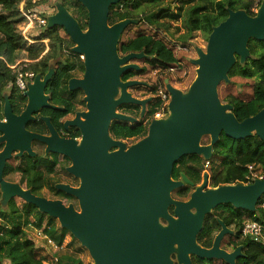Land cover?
Here are the masks:
<instances>
[{
    "label": "water",
    "instance_id": "water-1",
    "mask_svg": "<svg viewBox=\"0 0 264 264\" xmlns=\"http://www.w3.org/2000/svg\"><path fill=\"white\" fill-rule=\"evenodd\" d=\"M74 1L86 11L84 31L59 1L54 2V13L47 17L44 30H62L73 45L70 52L83 56V77L69 79L67 86L69 91H82L86 111L75 113L65 123V127L77 128L80 139H59L49 118H41L49 136L25 129L33 121V114L41 107H49L44 89L55 74L53 65L45 75L37 74L27 84L22 94L27 104L19 116L12 114L10 94H3L0 207L6 209L10 201L20 199L56 220L87 251L90 264H171L168 255L175 245L181 254L196 252L211 257L213 250L205 252L195 244L205 217L225 205L255 214L257 203L264 196V179L205 190L204 175L202 184L181 201L173 199L172 193L183 183H190L185 176L182 181H173L171 173L183 157L209 162L222 135L235 141L255 136L264 144V109L238 121L232 107L222 103L218 95L220 85L230 83L228 74L235 64L244 65L250 59L248 43L264 41V0L253 16L243 10H227V18L212 28L205 48L194 47L196 58L190 59L189 64L196 70L189 87L181 91L165 80L170 96L167 116L151 120L146 136L129 147L110 137L109 125L112 121L136 122L117 113L121 105L140 107L143 118L146 105L152 100L136 99L128 90L146 84L122 81L121 77L128 71H140L141 67L133 62L149 57L143 52L120 55L118 43L129 27L141 22L151 26L155 13L109 25L110 8L128 0ZM204 138H208V144L201 145ZM32 142L44 144L46 155L58 154L71 162L66 171L78 179V187L57 184L55 188L77 201V211L72 204L65 206L62 201L35 196L30 189L4 180L6 162L13 154L17 159L24 155L35 157ZM219 224L222 231L215 244L226 231Z\"/></svg>",
    "mask_w": 264,
    "mask_h": 264
},
{
    "label": "trees",
    "instance_id": "trees-1",
    "mask_svg": "<svg viewBox=\"0 0 264 264\" xmlns=\"http://www.w3.org/2000/svg\"><path fill=\"white\" fill-rule=\"evenodd\" d=\"M20 0H0V93L9 91L11 93L12 106L19 107L22 101V94L15 95L12 90L14 86L15 70L10 67L17 61L24 60L28 64L24 71H32L44 75L50 63L56 62L63 57V50H70L71 43L63 39L57 29H52L40 35L36 41L47 40L48 50L41 43L28 45L18 30V26L24 23L25 19L19 14L18 4ZM66 10L76 19L80 28L86 29L87 15L84 8L74 0H58ZM261 0H128L119 5L111 7L108 16L109 25H113L124 19L144 18L152 13V34L138 32L135 37L126 40L120 39L118 52L120 55L143 52L150 59L146 61L155 68H170L176 65L170 49L156 39L157 32L167 34L169 37L178 35L175 40L186 43L199 33L206 41L213 27L227 18V10H243L253 16ZM250 59L244 65L235 64L228 76L242 79H254L252 86V97L249 101H242L232 95L226 96L224 103L232 107V113L238 121L251 117L264 109V41L251 40L248 43ZM22 63V62H21ZM67 72L56 76L58 84H67L71 71H82L81 65L72 64L67 66ZM128 71L122 77L127 81L141 71ZM223 84V83H222ZM158 102L152 104L148 111L147 118L153 116L158 110ZM147 126L138 122L133 128L116 126L111 132L118 139L136 138L140 140L147 133ZM220 159V169L210 174V186L216 188L223 185H235L246 183V166L256 167L260 175L264 177V144L255 136L244 140L235 141L221 136L220 140L213 147V158ZM18 160L17 165L7 164V173H22L19 184L30 189L32 194L42 197L45 189L55 195L65 194L56 191L49 182L43 179L42 173L34 170V164L25 159ZM44 163V161L42 162ZM205 163V161H204ZM204 163L199 158L183 157L173 167L174 178L184 173L193 184L199 180V172L204 169ZM212 161H209L210 166ZM24 169V170H23ZM189 187L176 191L175 196L179 199L187 197ZM264 196L257 203L255 214H248L247 219L241 218L240 214L229 211L228 224H235L243 228L246 221L255 222L264 227ZM46 216L40 214L35 207L22 202L17 206L10 201L6 209L0 207V264H43V259L36 256L38 249L34 239L26 235L27 225L33 224L40 228ZM47 219L48 231L45 233L58 245L70 246L72 236L59 227L56 230L52 225L53 219ZM211 217L205 221L203 230L208 231L213 227ZM233 222V223H232ZM71 241H70V239ZM74 240V239H73ZM75 241V240H74ZM74 253V252H73ZM79 252L74 253L77 255ZM248 259L250 264H264V242H255L249 239ZM56 264H82V261L73 255H60Z\"/></svg>",
    "mask_w": 264,
    "mask_h": 264
},
{
    "label": "flooded vegetation",
    "instance_id": "flooded-vegetation-1",
    "mask_svg": "<svg viewBox=\"0 0 264 264\" xmlns=\"http://www.w3.org/2000/svg\"><path fill=\"white\" fill-rule=\"evenodd\" d=\"M72 46L73 45H71V47ZM149 59L145 58L142 61L146 62V61H149ZM72 64L76 66L81 65L82 71H78V70L71 71L70 79L71 78H77V79L82 78L84 74L83 62L78 61L73 54L64 55L63 57H60L59 59H57L56 62L50 63L48 65V67L53 65L54 70H55V74L53 75V77L51 78V80L48 82V84L45 86V89H44V96L48 97L47 104L49 105V107H41L38 110V112L32 115L33 121L25 125V129L27 131L31 133L49 136L50 133L47 130L44 122L41 120V118H49L50 124L53 130L56 132L57 137L59 139H72V140L79 141L80 135H79V131L77 130V128L73 126H69V125L65 127V123L67 121H71L74 118L75 113L86 111L85 103L83 101L84 94L82 93L81 90L69 91L67 84L64 87V85L58 84V82L55 79L56 76H60L64 72H67L66 71L68 69L67 66L69 65L70 67ZM150 68L152 69L155 67L151 65ZM142 69L144 70L141 71L139 75L144 74L146 72V69L144 67H141V70ZM166 69L167 68H161V69L159 68L162 75L166 74L167 72ZM78 72H80V74H78ZM74 73L75 75H72ZM165 80H167L171 84V81L169 78H163L160 81V83L158 82L159 84L156 83L152 85V84H148L146 82L141 81L145 83L146 85L135 87L137 89L138 88L142 89L143 92L146 93L143 99L150 98L152 101L146 105L145 112H144L142 119L140 117V114H141L140 107L134 106V105L119 106L116 110L117 113L132 117L136 120V122L133 124H129V123H123V122H118V121H112L109 125V135L113 140L125 143L126 147H129L135 143L136 138L118 139L112 134L111 131L116 126H123V127L126 126L129 128H133L134 126L138 124L139 121L143 122L144 124V121L147 119V116H148L147 115L148 111L150 110L149 109L150 105L156 102L154 98L155 90L158 86L163 85L165 87V84H164ZM12 87H13L12 90L14 91L15 95H17L18 93L23 94V92L22 93L19 92L14 86ZM5 93L10 94L9 100L11 104V93L9 91L0 93V121H4V118L2 116V110L4 106V101L2 99V96ZM132 97L134 96L132 95ZM26 104H27V100L22 96V101L19 107L12 106L11 104L12 114L15 116H19L25 109ZM45 147L46 146L42 143L32 142L31 148L33 152L35 153L34 158H28L26 155H24L22 158L17 159L15 158L13 154L11 160L6 162V165L3 171L4 180L7 182H10L9 174H18L19 181H20V176L22 175V173L5 174V171L7 170V164L12 161L22 160L23 161L22 163H24L25 165L24 160L28 159L31 161V164H34V170L42 173L43 179L45 181L49 182L48 179L52 180L51 181L52 186L54 187L56 191H58L55 188L57 184H65V185H69L70 187H78L79 185L78 179L74 178L73 175L69 174L66 171V169L71 166V162L66 157H63L58 154L48 153L46 155ZM2 148H3V144H0V151L2 150ZM115 150L116 149H111L110 151H115ZM193 158H197V157H193ZM43 161L44 163H42ZM207 168H210V165ZM210 174L211 173L208 170H206V168H204L202 171L199 172V177H200L199 182H197L196 184H193L191 180L189 179V177H186L184 173H181L179 177L174 178L173 170H172L171 179L173 181H182L181 177L185 176V178L190 183V184L183 183L182 187L179 188V189L186 188V187L190 188V191L186 198L184 199L177 198L175 196V193L177 190H175L172 193L173 199L181 200V201L187 200L189 198V195L195 190V188L199 187L202 184L204 175H207V186L205 190L208 188H212L209 182ZM63 178L65 179V182L61 181V179ZM19 181H18V184H19ZM45 196H48V197H45ZM42 197L48 200L62 201L64 205L66 203L65 206L72 204L75 210L76 211L78 210L77 201L71 196L64 197L62 195L60 196L55 195L54 193L49 192L48 190L45 189L44 191H42ZM230 210H233V212H235L234 214H237V213L240 214L242 220L247 219L248 213L246 212L235 210L232 207L227 206V205L219 206L216 209L212 210L205 217V220H204V224H205L206 219L208 217H211L212 218L211 220L213 222V227L208 231H204L202 228V230L199 232V234L195 238V244L200 250L205 251V252L213 250V255L211 257L201 256L197 254L196 252L181 254L179 251H177L178 246L175 245L173 248V251H171L168 255L171 264H250L249 259H248L249 238L243 234V228H240L235 224H228L226 222L228 221L227 216ZM169 213H171L172 215V208H169ZM219 222H221L224 225L226 231L221 235L219 241H217V243L215 244L216 237L219 236L220 232L222 231V228ZM160 223L162 225H165V222L163 221H160ZM204 224H203V227H204ZM90 263H91V260L90 261L88 260L86 263L82 262V264H90Z\"/></svg>",
    "mask_w": 264,
    "mask_h": 264
},
{
    "label": "built area",
    "instance_id": "built-area-1",
    "mask_svg": "<svg viewBox=\"0 0 264 264\" xmlns=\"http://www.w3.org/2000/svg\"><path fill=\"white\" fill-rule=\"evenodd\" d=\"M52 1L55 2V0H52ZM53 4L54 3L51 2V0H20L19 4H18L19 14L25 19L24 23H21L18 26V30L20 31V33H22V36L26 40L28 45H32L35 43H41L45 46V49H46L45 52L48 50V46H47L48 41L45 39L41 40V41H36V40L35 41H29L24 36L25 33H24L23 29L27 27V29H26L27 32L30 30H36V34L38 35V37L40 35L44 34L45 33L44 29H45V26L47 23L46 19L48 16H50L54 13ZM50 9H51V11H50ZM118 9L119 10L122 9L121 4H119ZM168 38L165 39V45L167 47V44H166V40H167L168 41V47L167 48L171 50V52H172V54H173V56L177 62H176L175 66L167 68L166 71L168 73H170L171 76L176 74L178 80H180L185 75V72H183L184 67H185L183 65V61H185L189 58V53H191V52L193 53L194 58H196V53H195V50L193 48V45H189V44H191L190 41H188L186 43H182L178 40L172 41L171 40L172 38H171L170 42H169ZM189 49L191 50V52H189ZM66 54H72V53L70 52V50H66L64 48L63 55H66ZM74 56L76 57V59L78 61L83 62V56H81V55H74ZM194 58H192V59H194ZM27 64H28V62L24 61L22 63H19L15 67H12V66L10 67L12 70H15V79H14L13 85L21 93L26 90L27 84L32 83L33 79L35 78L34 72L28 71V70L24 71V68L26 67ZM181 70H182V72L180 73L179 71H181ZM154 98H155L156 102H158V104H159V109L153 114L152 117L147 118L144 121V125H148L151 120L164 119L168 114L167 105L169 103L170 96H169V93L166 91V89L163 85L158 86L156 88L155 93H154ZM209 165H210L209 162L205 161L204 167L207 168ZM246 169H247L248 174L245 178L246 183H244V184H251L255 180L264 179V177L262 175H260V172L256 169V167L248 165V166H246ZM0 222H1V218H0ZM28 227L33 228L37 232V235L39 236V238L44 240V244H42V243L40 245L37 244L38 249L44 250V251H46V253H48V251H50V253L52 255V262H54L56 264L58 261V257L64 251L65 246L58 245L45 232L42 233L40 231L41 227L36 228V227H34L33 224H30V223L27 225V228ZM243 234L245 236H247L250 240H253L255 242H259V241L264 242V227L258 223L246 221V223L243 226Z\"/></svg>",
    "mask_w": 264,
    "mask_h": 264
},
{
    "label": "rangeland",
    "instance_id": "rangeland-1",
    "mask_svg": "<svg viewBox=\"0 0 264 264\" xmlns=\"http://www.w3.org/2000/svg\"><path fill=\"white\" fill-rule=\"evenodd\" d=\"M55 1H58V0H55ZM51 2L54 3V1H52V0H51ZM120 4H122V3H120ZM50 11H51V9H50ZM26 29H27V27L23 29V31L25 33L24 36L26 37V39L29 40V41H35L38 38V35L36 34V30H30V31L27 32ZM57 31H58V34L63 39H65V40L68 39L66 37V35L63 33L62 30L57 29ZM138 32H144L146 34H152L155 31L153 30L152 26H150L148 23L141 22V23H139L136 26L129 27L123 33L121 39L122 40H126L128 38H133V37H135V35ZM21 35H22V33H21ZM177 36L178 35H174V36L169 37L165 33L157 32L156 39L159 40V41H162L165 44V39H167L169 37L168 40L170 42L171 38H172L171 40L174 41ZM190 42H191V44H189V45H193V48L196 46V47H199L201 49H204L205 46H206V40L199 33H195L193 35V38L190 40ZM166 44H167V47H168V41L167 40H166ZM189 52H191L190 49H189ZM66 55H68V54H66ZM192 58H194V55L191 52V53H189V58L187 60L183 61V65L185 66L183 72H185V75L180 80H178L176 74L171 76L170 73L166 72L165 75L164 74L162 75L161 71L159 70V68H152L151 69L150 68L151 64H149L148 62H144L142 60L141 61H134V62L138 66L144 67L146 69V72L144 74H141V75H136L133 78H130L128 80L143 81V82H146L148 84L154 85V84H156L158 82L160 83V81L163 78H169L170 81H171V85L174 88L179 89L181 91H185L189 87L191 82L194 80V78H195V70H196V68L194 66H192L191 64H189V61ZM21 62H24V60L17 61L16 64L12 65V67L17 66ZM179 72L181 73L182 70L179 71ZM78 74H80V72H78ZM72 75H75V73L72 74ZM254 81H255L254 79H242V78H239V77H232L230 79V83L229 84L223 83V84L220 85V87L218 89V95H219V98H220L221 102L224 103V100H225L226 96H228V95H232L234 97H237V98H239L240 100H242L244 102L249 101L251 99V97H252V86L254 84ZM129 92L134 97H136L138 99H143V97L146 95V93H144L142 89H139V88L137 89L135 87L130 88ZM151 107H152V105H150V108ZM136 141H138V140H136ZM208 141H209L208 138L202 139L201 145L208 144ZM200 160H201V162L204 163V160H202L201 158H200ZM210 161H212L213 163L210 166V168H206V170H208L212 174V172L217 171V170L220 169V159L219 158H214L213 160L211 159ZM10 163L13 166H15V165H17L18 161H12ZM9 180L12 183H18L19 175L18 174H9ZM199 180H200V177H199ZM199 180L197 182H199ZM61 181L65 182V179L63 178V179H61ZM22 187L25 189L24 185H22ZM45 197H48V196H45ZM13 201H14V203L17 206H20L22 204V201L20 199H14ZM65 205H66V203H65ZM46 218L47 217L44 218V220H43V222L41 224L40 231L42 233H44L45 231H48V226H47L48 223H47V219ZM49 226L54 227L56 230L59 229V224H58V222L56 220H54L52 225H49ZM25 232H26V235H29L31 238L34 239L36 245L37 244L40 245L41 243L44 244V240L39 238V236L37 235V232L33 228L28 227V228L25 229ZM69 239H70V237H69ZM70 241H71V239H70ZM35 252H36V256L38 258H42L43 259V264H55L54 262H52V255H51L50 251H48V253H46V251L38 249ZM73 252L74 253L79 252V253L77 255H75ZM61 255L62 256L63 255H73V256L79 258L83 263H86L88 260L90 261L89 256L87 254V251L82 249L79 246V244L76 241H74L73 239L71 241L70 246H68V247L65 246V249H64V251L62 252Z\"/></svg>",
    "mask_w": 264,
    "mask_h": 264
},
{
    "label": "clouds",
    "instance_id": "clouds-1",
    "mask_svg": "<svg viewBox=\"0 0 264 264\" xmlns=\"http://www.w3.org/2000/svg\"><path fill=\"white\" fill-rule=\"evenodd\" d=\"M71 49V48H70Z\"/></svg>",
    "mask_w": 264,
    "mask_h": 264
}]
</instances>
